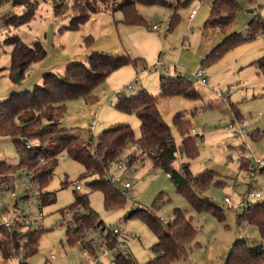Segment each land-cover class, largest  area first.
Masks as SVG:
<instances>
[{"label": "rangeland", "instance_id": "1", "mask_svg": "<svg viewBox=\"0 0 264 264\" xmlns=\"http://www.w3.org/2000/svg\"><path fill=\"white\" fill-rule=\"evenodd\" d=\"M37 8L35 19L21 27L9 25L13 15H21L23 7L13 6L11 2L0 0V103L12 93L33 90L40 85L43 75L47 72L64 73L66 66L74 61H85L93 52L111 54L128 53L132 59H139L137 67L134 63L113 72L93 92L94 103L84 99L72 100L67 103L66 114L61 121L62 129L73 130L84 140L92 137L98 139L100 134L112 126L128 124L135 132L136 138L141 136V122L136 114L124 113L116 108L118 94L135 95L142 88L154 97L160 95L161 76L192 75L204 64L206 57L226 35L237 32L246 36L249 24L257 17L264 15V0H239L240 9L233 24L225 32L220 29H205L204 24L210 17L211 0H164L166 7L138 4L139 14L147 25L130 26L123 23V14L116 11L120 5L135 0H64L62 14L57 18L51 0H32ZM199 7L194 22H189L193 11ZM89 8L92 9L89 12ZM253 10L254 13H250ZM88 14L89 21L79 30H62L70 25L72 19ZM172 25V31L165 34L166 26ZM153 26H159L153 31ZM262 33V32H261ZM17 34L31 45L41 42L47 51V57L32 65L25 73L21 85L13 81L5 69L10 65L11 47L6 40ZM92 36L90 47L84 39ZM264 59V36L242 43L229 50L222 58L208 65L204 64L208 85L193 80L184 84L196 95V98L183 96L160 100L158 109L169 124H173L177 113H184L190 120L192 129L204 137V141L196 138L199 155L195 160L188 161L182 157L180 146L182 137L178 130L173 136L178 148L175 167L180 169L183 164L190 165L193 175L206 170L216 172L217 178L224 187L212 185L202 194L219 206L225 215L220 222L206 212L195 211L187 200L178 193L177 187L169 175L154 168L152 161L140 151L131 148L126 151L128 156L126 172H118L123 182L119 190L124 197L122 205L108 207L101 190H92L89 184L103 176H90L79 180L85 174L84 166L66 157L59 161L48 192L54 193L55 202L43 208L45 215L41 223L44 233L41 235L38 253L27 259L28 264H80L83 259L82 246L72 245L67 237V211L61 210L75 202L76 186L81 190L77 194L87 196L89 206L104 222L106 228L125 221V216L133 207L145 208L165 222L174 219V211L179 209L198 230L195 242L190 246V255L186 260L173 264H224L229 249L240 237H245L250 246H264L259 231L247 223L239 226L236 209L228 208L225 199L229 197L234 205L241 202V196L247 191L250 183L249 173L240 170V162L244 158L264 157V72L258 62ZM138 78L132 90L128 85ZM233 107L248 122L246 137L227 131L226 127L235 120ZM98 114V122L102 125L94 135L90 133V125ZM259 132L258 140L251 134ZM258 136V134H257ZM0 161L13 167L19 164L17 147L10 137H0ZM111 174L114 170L110 169ZM14 170L6 172L10 176ZM5 176V177H6ZM67 181L68 186L62 183ZM129 181L131 190L125 191L123 183ZM0 189V225L6 217L1 209L12 211L17 205L20 210L30 211L24 206L25 187L16 176L12 186ZM7 187V188H6ZM256 190L264 191V181L260 179L254 185ZM162 198V201L160 199ZM264 199V198H263ZM160 203V207H158ZM37 199L33 201V219L39 213ZM3 207V208H2ZM82 211H84L82 209ZM124 231L139 235L138 240L129 242V251L137 264H147L154 258L152 247L157 242L152 230L137 216L127 220ZM54 251L56 261H50L49 255ZM49 259V261H48ZM23 257L5 262L0 254V264H19Z\"/></svg>", "mask_w": 264, "mask_h": 264}, {"label": "trees", "instance_id": "2", "mask_svg": "<svg viewBox=\"0 0 264 264\" xmlns=\"http://www.w3.org/2000/svg\"><path fill=\"white\" fill-rule=\"evenodd\" d=\"M13 6L23 7L21 15H13L9 25L16 28L32 22L36 17L37 8L32 0H6ZM54 14L57 18L63 13L64 0H51ZM251 1V0H249ZM138 4L147 6L159 5L166 7L164 0H135L120 5L116 11L123 14V23L134 26L147 25L146 20L139 14ZM89 12L92 11L89 8ZM240 9L239 0H212L210 17L205 22V29H220L225 32L229 28ZM90 19L88 14L72 19L68 27L62 30L76 31ZM172 26V25H171ZM262 32V33H261ZM264 36V15L257 17L249 24L248 33L233 32L226 35L225 39L206 57L204 64L208 65L222 58L232 48L254 40L258 35ZM93 42L92 36L84 39L87 47ZM6 45L11 47L10 65L5 70L16 81V73L20 72L21 81L26 71L34 64L47 57V51L41 42L31 45L25 43L17 34L6 40ZM139 59H132L128 53L111 54L93 52L85 61H74L66 66L64 73L47 72L43 75L40 85L33 90L12 93L5 101L0 103V137H10L17 147L19 164L15 167L5 161H0V189L9 186L17 175L26 170L32 179L39 183V202L42 207H47L55 202L54 193L48 192L60 158L66 156L81 163L85 174L79 180L90 176H103V179L93 180L89 186L92 190H101L104 193L108 207L122 205L124 197L121 192L111 185L106 176L111 167L124 158L127 150L135 148L141 155L149 158L154 168L169 175L189 205L197 212H206L220 222L225 221L223 210L211 199L202 197V194L212 185L224 187V183L217 178L216 172L206 170L198 175H193L190 165L183 164L180 169L174 165L177 160L178 148L173 136V130H178L182 137L180 151L182 157L188 161L195 160L199 155V147L195 137L191 136L192 126L184 113L174 116L173 124L169 125L163 118L158 103L173 97L183 96L196 98L184 84L192 83L186 76H161L160 95L154 97L147 90L141 89L135 95L127 96L118 94L116 108L124 113L136 114L141 122V136L136 138L135 132L128 124H119L104 130L97 140L92 137L84 140L81 135L73 130L60 127L66 111L67 103L72 100L84 99L87 103L95 102L94 90L103 83L116 70L134 63L137 67ZM204 64L202 65L204 67ZM258 67L264 72V59L259 61ZM205 68V67H204ZM235 120L242 122L245 119L233 107ZM258 134V136H257ZM260 133L254 132L251 138L258 140ZM124 159H128V156ZM240 162V170L250 172L252 163L248 158ZM14 170L10 176L6 172ZM6 176V177H5ZM12 184V186H13ZM65 188L68 182L62 183ZM78 186V185H77ZM76 186V187H77ZM3 190V189H2ZM75 192V202L61 210H73L81 207L88 214H76L75 219L79 228L67 229V237L72 245H76L81 237L84 227H102L106 229L99 215L89 206L87 196ZM162 201V198L160 199ZM158 203V207H160ZM139 217L155 234L157 242L152 247L154 258L147 264H173L186 260L190 255V246L195 242L198 230L187 218L184 212L174 211V219L163 221L153 212L133 207L125 216V221ZM239 226L249 223L258 229L264 241V202L238 214ZM82 224V225H81ZM44 230L40 227H29L17 233H12L0 225V254L5 262L19 258L25 254V260L19 264H28V258L35 256L39 251V242ZM27 240V243H24ZM49 261V259H48ZM118 264H137L136 260L120 258ZM224 264H264V246H250L246 239H238L229 249Z\"/></svg>", "mask_w": 264, "mask_h": 264}, {"label": "built area", "instance_id": "3", "mask_svg": "<svg viewBox=\"0 0 264 264\" xmlns=\"http://www.w3.org/2000/svg\"><path fill=\"white\" fill-rule=\"evenodd\" d=\"M199 7H197L193 13L189 17V22H193L195 19ZM153 31H158L159 26H153ZM172 31V26L165 27V34H169ZM260 37V35H258ZM257 36V37H258ZM187 77V76H186ZM188 78V77H187ZM191 82L193 80L198 81L202 85H208L209 79L206 74V70L204 67L198 69L190 78H188ZM138 82V78H135L133 82L128 85V89L132 90L135 83ZM102 125L98 122V114L94 116L92 123L90 125V133L94 135L96 129L101 127ZM248 126L247 121L242 122H233L231 125L226 127L227 131L233 132L235 135H239L242 137H246V127ZM191 136L195 138H200L201 141H204V137L197 134L195 129H191ZM66 156H62L60 160H64ZM252 163L250 172H249V180L250 183L248 185L247 191L243 193L241 196V202L239 204L234 205L229 197H226L225 202L229 209L237 211L241 210V214L253 208L257 204L264 202V191L256 190L254 185L259 182L260 179L264 181V157L263 158H248ZM129 163V159L122 158L119 162L114 164L111 168L114 172L111 174L109 171L106 176L107 181L113 185L116 189L121 190L119 187L122 186L123 180L121 177L117 176L118 172H126L127 165ZM20 181L25 187L24 198H22V203L24 206H28L30 211L27 212L25 210H20L18 205L12 210H7L4 208L1 209L2 214L6 217L2 220V226L5 227L12 233H17L26 230L29 227H40V230H43L42 222L45 219V215L43 213V207L39 202V192L38 187L39 183L32 179V175L28 174L26 170L21 172ZM123 187L125 191L131 190L132 186L129 181L123 183ZM7 188V187H6ZM78 191L81 190L80 186L76 187ZM124 195V194H123ZM34 199L38 200L40 206H38L39 213L36 217V220L33 219V201ZM83 208L77 207L73 210L67 211V221L63 225L67 227V229H77L79 225L76 222L75 215L76 214H88L85 211H82ZM84 210V209H83ZM126 221H121L118 225L111 226L109 228L103 229L102 227L88 228L84 227L81 233V237L78 240V245L82 246V256L83 259L80 261V264H118L120 258H130L131 253L129 251V242L133 240H138L139 235L134 233H129L124 231L123 225H125ZM250 225L249 223H247ZM82 225V224H81ZM243 226V225H242ZM242 239H246L245 237H240ZM24 243H27V240H24ZM25 259V254L22 256ZM50 261H56L57 256L54 251H52L49 255Z\"/></svg>", "mask_w": 264, "mask_h": 264}, {"label": "water", "instance_id": "4", "mask_svg": "<svg viewBox=\"0 0 264 264\" xmlns=\"http://www.w3.org/2000/svg\"><path fill=\"white\" fill-rule=\"evenodd\" d=\"M250 13H254L253 10H250ZM16 80L18 82L19 85H21V75H20V72L16 73Z\"/></svg>", "mask_w": 264, "mask_h": 264}, {"label": "crops", "instance_id": "5", "mask_svg": "<svg viewBox=\"0 0 264 264\" xmlns=\"http://www.w3.org/2000/svg\"><path fill=\"white\" fill-rule=\"evenodd\" d=\"M211 1H212V0H211ZM199 9H200V8H199ZM196 17H197V16H196ZM196 17H195V19H196ZM195 19H194V20H195ZM194 20H193V22H194ZM193 22H192V23H193ZM142 89H144V88H142ZM159 91H160V89H159Z\"/></svg>", "mask_w": 264, "mask_h": 264}]
</instances>
